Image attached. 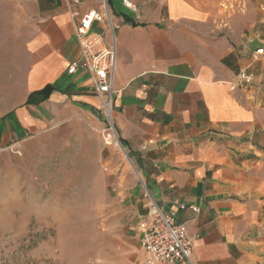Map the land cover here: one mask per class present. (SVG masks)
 I'll return each instance as SVG.
<instances>
[{"label":"crops","instance_id":"0c3cea01","mask_svg":"<svg viewBox=\"0 0 264 264\" xmlns=\"http://www.w3.org/2000/svg\"><path fill=\"white\" fill-rule=\"evenodd\" d=\"M105 1L119 24L115 130L149 195L144 208L151 199L186 232L193 264H264V56L255 54L264 47V0H128L136 13ZM14 5L0 27L10 37L0 40L6 77L16 71ZM26 15L24 97L0 108V148L99 110L88 74L65 70L79 48L64 1L31 0ZM240 70L256 77L248 90L232 86ZM46 86L48 97L36 99Z\"/></svg>","mask_w":264,"mask_h":264},{"label":"rangeland","instance_id":"374dc122","mask_svg":"<svg viewBox=\"0 0 264 264\" xmlns=\"http://www.w3.org/2000/svg\"><path fill=\"white\" fill-rule=\"evenodd\" d=\"M17 1L16 71L0 79V108L24 97V41L31 0H1L0 27ZM11 4V5H10ZM13 18V17H12ZM10 39L5 33L0 40ZM2 50V48L0 49ZM1 52V51H0ZM2 56V60H6ZM9 112H4L7 115ZM98 110L0 148V264H136L132 225L149 202L125 148L106 145ZM144 217L139 218V222Z\"/></svg>","mask_w":264,"mask_h":264},{"label":"built area","instance_id":"2783aa9c","mask_svg":"<svg viewBox=\"0 0 264 264\" xmlns=\"http://www.w3.org/2000/svg\"><path fill=\"white\" fill-rule=\"evenodd\" d=\"M74 20V34L79 48V57L66 64V72L74 74L78 70L88 74L92 93L98 99L99 111L103 117V140L106 145L121 143L117 137L114 123V67L115 32L119 24L113 20L104 0L99 9H87L82 13L70 10L79 0H63ZM123 5L136 13L137 8L128 0ZM103 25L102 30H96ZM255 54L264 56V47L257 48ZM255 75L240 70L232 81L234 88L250 89ZM145 197H149L148 193ZM193 211H197L192 207ZM141 248V259L136 264H193L192 243L186 232L176 225L169 214L159 208L151 199L146 220L137 226Z\"/></svg>","mask_w":264,"mask_h":264},{"label":"trees","instance_id":"16d2710c","mask_svg":"<svg viewBox=\"0 0 264 264\" xmlns=\"http://www.w3.org/2000/svg\"><path fill=\"white\" fill-rule=\"evenodd\" d=\"M51 90H52V89H51L50 86H46V87L43 88L42 90H40V91L34 93L33 96H37L36 99L43 100V99H45V98L48 97V95L50 94ZM32 101H33V100H32V95H30L29 98H28V100H27V102H32Z\"/></svg>","mask_w":264,"mask_h":264},{"label":"bare ground","instance_id":"6f19581e","mask_svg":"<svg viewBox=\"0 0 264 264\" xmlns=\"http://www.w3.org/2000/svg\"><path fill=\"white\" fill-rule=\"evenodd\" d=\"M115 146L117 145V143H113ZM117 147H119L118 145H117ZM120 148V147H119Z\"/></svg>","mask_w":264,"mask_h":264}]
</instances>
